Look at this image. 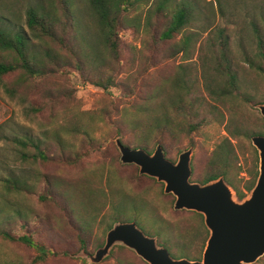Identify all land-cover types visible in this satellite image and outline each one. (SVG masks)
<instances>
[{"label":"rangeland","instance_id":"374dc122","mask_svg":"<svg viewBox=\"0 0 264 264\" xmlns=\"http://www.w3.org/2000/svg\"><path fill=\"white\" fill-rule=\"evenodd\" d=\"M203 1L194 29L202 33V30L211 28L209 34L201 35V38L205 36L204 47L209 51L212 37L217 39L216 31L223 29L228 36L233 68L237 71L239 85L243 92L251 93L258 90L256 99L260 100L261 95L264 94V78L250 68L246 59L255 58L257 54L254 27L256 26L264 36V0ZM48 2L50 0H0V26L6 22V19H12L17 27L27 30L24 23L26 10L31 6L43 8ZM74 9L77 10L78 19L88 23L92 21L87 0H74ZM138 12L133 11L128 15L119 33L122 51L118 61L95 58L85 63L82 70L77 69L73 61H70V67L65 75L54 71L44 78L27 82L22 89L27 97L26 103L10 98L0 87V179L15 177L26 180L34 190L38 191L41 188L45 189L46 186H52L49 192L58 202L39 201L37 193L29 194L25 200L24 207L32 208L37 215L41 214V220L35 224L32 222L29 226L30 230H36L38 240L57 251L69 252V254L58 253L51 256L42 264H147L125 246L113 250L107 257L109 252L107 258L99 263H92L87 257L79 256L78 253L84 250L92 254L102 246L109 224L112 227L118 222H135L136 226L149 236L148 232L153 231L149 230V227L156 224L158 211L164 212V216H167V211H175L174 196L163 192V183L161 185L160 182L154 183L142 178L138 180L136 175L138 167L122 164L119 160L118 148L114 144L115 137H120L116 135L118 111L122 113L123 109L126 110L132 102L144 98L149 93L152 94V91L159 95L163 93L162 95L167 96L168 99L171 96L184 95V90L175 86L174 81L164 82L165 77L172 73L179 76L175 66L178 62H182L181 54L167 59L164 57L166 44L155 48L143 44L144 41H151L150 36L145 34L142 19L146 7L141 6ZM11 26L15 29L14 25ZM197 47L191 51V59L187 61L188 63L181 64L191 66L197 61ZM105 65L111 69L110 73L106 71ZM107 74L113 78L111 83L109 81L107 83L108 89H103L102 85L97 86L96 84L107 82L105 81ZM15 76L12 73L4 80L10 82ZM199 88L198 97L204 96L206 101L201 102L202 111L196 121L206 120L188 135L179 134L173 139L165 140L163 143L165 157L175 162L182 150L192 146L193 172L190 178L192 181L201 182L213 147L222 138L228 136L237 156L232 171H238L237 179L240 180L238 185L247 195L249 191L244 190V185L250 179L248 170L253 164L255 147L251 139L229 136L228 131L233 130L236 124L252 128L255 122L260 123L263 117L256 105L264 101L252 106L240 97L236 101L233 99L235 97L231 96L234 103H231L230 112L222 104L213 102L204 88L201 89V84ZM156 99H160V96ZM29 104H34L40 110L36 113H28ZM213 104L218 106L217 109H212ZM142 112L139 114L143 119L147 117L145 113L150 111L144 108ZM220 112L224 114L222 123L218 120ZM82 129H87L88 134L84 135ZM56 134L62 137L63 148L56 142ZM20 137L40 141L49 159L23 160L21 158L23 149L13 140ZM123 140L131 145L129 140L125 138ZM191 142L193 145H189ZM155 146H150L151 150L148 152H152ZM27 150L31 153L33 149L28 147ZM255 151L257 154L256 149ZM256 164L258 170V157ZM93 179L94 183L103 186V192L106 193L105 200L104 203L100 199L89 203L88 199L81 200L75 197L70 201V204L77 208L86 205L91 209L96 206L94 211H98L95 217H91L95 221L91 222L93 225L90 229H84L77 237L74 224L77 216L74 217L75 221L72 224L69 223V218H63L61 199L64 198L63 195L66 199L69 197L72 199L73 196L66 187L69 184L78 181L85 183ZM58 187L62 191H59ZM109 189L114 190V193L110 194ZM10 200L12 205L17 202L12 197ZM10 208L14 209V206ZM187 211L189 214H175L171 220L186 217L196 228L201 229V221L196 218L198 216L201 219L200 215L192 210ZM87 220L85 218V221ZM81 225L84 227L82 222ZM80 239L84 240V245H81ZM179 242L186 244L189 241L181 238ZM169 253L173 257L172 253ZM180 253L173 254L179 256ZM33 254V250L24 245L17 243L3 245L0 240V264H13V262L23 264ZM252 264H264V255Z\"/></svg>","mask_w":264,"mask_h":264},{"label":"trees","instance_id":"16d2710c","mask_svg":"<svg viewBox=\"0 0 264 264\" xmlns=\"http://www.w3.org/2000/svg\"><path fill=\"white\" fill-rule=\"evenodd\" d=\"M87 1L92 18L90 23L78 19L77 10L74 9V0H50L44 4L43 8L42 6H39V9L35 6L29 7L26 10L24 21L27 30L17 27L12 19H6V22L0 26V87L3 88L6 95L21 100V103H26L27 97L22 89L27 82L44 78L54 71L65 75L70 67V61H73L79 70H82L85 63L93 61L95 58H105V61L109 58L108 60L118 61L122 51L119 33L128 15L133 11L139 13L138 9L142 6L146 7V12L142 16L144 31L151 40L144 41L143 44H147L150 48L166 44L164 57L167 59L181 54L182 62H178L175 66L180 77L172 73L165 77L164 82L174 81L175 86L184 90V95L171 96L168 99L167 96L162 95L163 93L159 95L152 91V94L149 93L144 98H138L139 101L132 102L126 110L123 109L122 113L118 111L119 120L116 126V135L120 136L122 144L129 147H142L150 151V146L153 147L156 143H160L163 147L165 140L173 139L179 134L188 135L197 129L206 120L196 121L202 111L200 104L202 101H206L204 96L198 97L200 84L201 89L204 88L203 90L213 102L222 104L230 112L232 110L231 103H234L231 96L235 97L233 99L236 101L240 97L252 106L257 102L264 101V94L261 95L260 100L256 99L258 90L251 93L243 92L239 85L237 71L233 68L228 36L223 29L216 31L217 39L212 37L213 41L210 43L209 51L204 47L203 38L205 36L201 38V35L209 34L211 28L202 30V33L194 29L203 0ZM11 25H14L15 29ZM254 32L257 54L255 58H247L246 61L252 70L260 73L264 78V36L256 26ZM196 47L197 61L191 66L181 64L188 63L187 61L191 59L190 53ZM106 71L110 73L109 66H106ZM12 73L16 75L15 78L6 82L4 78ZM111 80L113 78L107 74L105 77L107 82L96 85H102L103 89H108L107 83L108 81L111 83ZM159 96L160 99H156ZM128 102L129 99L126 104ZM212 106V109L218 107L214 104ZM144 108L150 112L145 113L147 117L142 119L139 113ZM39 110V107L29 104L27 112L31 114ZM218 116L219 122L222 123L224 114L220 112ZM74 129L77 132V128ZM78 129L81 130L80 126ZM263 129L264 119L261 118V122H255L252 128L236 124L233 130L230 129L231 131L228 133L229 136H242L250 140L251 135L262 134ZM82 133L87 135L88 130L82 129ZM55 138L59 146L63 148L62 137L56 134ZM124 138L129 140L131 145L125 143ZM13 140L23 149L21 153L23 160L28 161L34 158L46 161L49 159L40 141L29 137L14 138ZM189 145H193V143L191 142ZM28 147L33 149L31 153L27 150ZM212 150L206 165L205 176L200 181L205 183L223 176L237 190L239 196L245 195L238 185L240 182L237 179L238 171H232L233 164L237 162V156L229 137L222 138ZM253 155V164L248 170L250 179L244 185V189L247 191L253 187L258 173L256 164L258 156L254 148ZM137 171L138 180L142 178L157 183L154 178L140 175ZM94 181L93 179L85 183L78 181L69 184L66 187L67 190L69 189V194H72V199L70 197L66 199L65 195L61 199L63 218H69V223L72 224L75 221L74 217L77 216V220L74 222L77 237L84 229H90L93 225L91 222L95 221L91 217H95L98 211H94L96 206L91 209L86 205L77 208L71 205L70 201L76 197L81 200L88 199L89 203L96 199H100L104 203L106 193L103 192V186L100 183H94ZM0 184V240L2 244L17 243L32 249L34 254L23 264H42L49 257L58 253L69 254L67 251H57L53 247L47 246L38 240L36 230L29 229L32 222L35 224L41 220V214L37 215L32 208L24 207L25 200L29 194L37 193L39 201L58 203L57 199L53 198L49 192L50 187H53L46 186L40 191L34 190L29 182L15 177L1 178ZM160 184L162 185L161 182ZM108 186L110 187L109 184ZM59 191L62 190L59 189ZM110 191V194L114 193V190ZM116 192L117 190H115ZM9 197H12L14 201L17 200L15 205H12ZM13 206L14 209L10 208ZM85 218L88 220L85 221ZM80 243L84 245V240L80 239ZM13 264L20 263L13 262Z\"/></svg>","mask_w":264,"mask_h":264},{"label":"water","instance_id":"95a60500","mask_svg":"<svg viewBox=\"0 0 264 264\" xmlns=\"http://www.w3.org/2000/svg\"><path fill=\"white\" fill-rule=\"evenodd\" d=\"M264 118V102L256 105ZM258 154V173L253 187L242 198L223 176L205 183L192 181L190 146L174 162L160 144L152 152L129 147L119 137L114 142L122 164H134L140 175L163 183V192L174 196L173 208L201 213L209 236L200 260L173 258L156 237L145 235L135 222L115 223L106 233L102 246L94 253L81 250L78 255L92 263L101 262L115 244L134 251L148 264H252L264 255V134L251 136Z\"/></svg>","mask_w":264,"mask_h":264},{"label":"flooded vegetation","instance_id":"af4514ba","mask_svg":"<svg viewBox=\"0 0 264 264\" xmlns=\"http://www.w3.org/2000/svg\"><path fill=\"white\" fill-rule=\"evenodd\" d=\"M235 194L237 198L239 199L246 195L245 194V195L239 196L237 190H235ZM174 210L175 211L173 210L167 211L166 212L167 216H164V212H159L157 210L158 212H157L156 218H158V220L154 226L149 227V230H153V231L148 232L149 236L156 237L157 244L162 247H165L168 252H171L173 255V258H187L189 260H200L202 258L203 250L205 248V245H206V242L209 236V230L205 225L203 215L201 213L195 212L201 217L200 219L198 216H196L197 220L199 219L201 221V229H200V228H196L193 223L187 220L186 217L181 218L180 220H174V221L171 220L172 216L175 217V214H189V211L185 209L184 210L174 209ZM109 227H111L110 224L106 228L105 235L107 231L109 230ZM181 238H184L189 242L186 244H182L179 242V239ZM119 247L123 248L124 245L122 246L121 244L113 245V247L111 248L110 254L107 257H109L112 254L113 250ZM179 252H181L179 256L174 255V254L178 255L177 253ZM183 253L187 255H182ZM136 256L138 255L136 254ZM107 257H105V259ZM139 258L143 260L141 257Z\"/></svg>","mask_w":264,"mask_h":264}]
</instances>
